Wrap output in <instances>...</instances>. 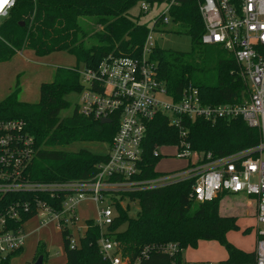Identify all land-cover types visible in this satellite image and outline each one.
Segmentation results:
<instances>
[{"label":"trees","instance_id":"trees-1","mask_svg":"<svg viewBox=\"0 0 264 264\" xmlns=\"http://www.w3.org/2000/svg\"><path fill=\"white\" fill-rule=\"evenodd\" d=\"M116 1L112 6L111 2ZM136 0H15L14 7L0 24V63L9 61L18 51H32L45 58L52 53L66 52L84 67L95 68L106 55L122 54L139 57L147 34L146 24L133 15ZM96 15L99 31L92 33L82 27L79 17ZM179 30L191 39L190 52H174L155 48L150 64L155 68L168 92L175 99L182 89L191 84L197 87L205 103H239L247 87L239 75L233 58L220 46H204L201 36L204 25L195 0H181V6L172 12ZM88 32L90 35H88ZM213 49V50H211ZM77 68L57 70L50 83H41L35 104L17 102L18 87L0 102V120L23 119L26 131L34 140L35 156L27 169L32 182L88 180L97 173V165L107 161L106 153L67 148L79 143L109 144L117 129L116 121L100 123L77 114L61 118L60 113L70 107L66 97L80 91ZM188 129L186 140L191 150L210 153L221 158L255 147L260 142L257 129L249 128L242 120L217 121L184 119ZM179 141L178 131L168 126L166 116L155 117L148 125L143 142V155L136 180H149L161 174L155 170L161 157H154L156 147L173 146ZM192 182H178L164 187L124 193L138 204L136 217L128 215L127 208L115 203L117 216L108 228L119 242L125 255H136L150 244L177 243L181 249L196 248L201 241H215L224 247L228 262L251 263L254 252L245 253L227 239L226 234L237 229L236 217L220 215L217 206L226 195L219 194L210 202L196 203L189 198ZM30 193L0 194V210L16 202L31 199ZM38 197L45 199V195ZM22 215L19 224L31 219ZM87 228L78 239L75 249L69 248L68 231L61 233L65 264H109L99 253V229L94 220L85 221ZM125 228L119 230L121 226ZM42 245L37 258L44 256ZM16 254V253H14ZM14 254L0 259V264H11ZM181 263V254L174 260L163 253L151 252L143 264Z\"/></svg>","mask_w":264,"mask_h":264},{"label":"built area","instance_id":"built-area-1","mask_svg":"<svg viewBox=\"0 0 264 264\" xmlns=\"http://www.w3.org/2000/svg\"><path fill=\"white\" fill-rule=\"evenodd\" d=\"M201 16L204 46H220L235 61L246 84V95L239 103H205L197 87L185 86L178 99L168 92L150 64L155 47V32L167 31L172 12L181 0H136L140 19L146 18L147 34L139 57L108 54L95 68L77 70L80 82L78 115L94 121H116L117 129L107 151V161L97 165L96 175L88 180L32 182L27 169L35 156L34 140L23 119L0 120V194L30 193L31 199L16 202L0 210V255L19 252L25 243L22 215L32 214L40 227L54 224L57 231H68L69 248L75 249L87 225H80L78 207L89 201L96 205L94 224L99 229L98 248L109 264H143L151 252L174 260L182 250L177 243L150 244L136 255H125L119 242L108 232L117 212L115 203L124 193L164 187L178 182H192L189 198L196 203L210 202L219 194H244L252 197L256 208L257 241L254 261L264 264V0H195ZM9 0L0 11V24L14 7ZM166 116L168 126L177 129L179 141L173 146L176 158L188 161L186 169L161 174L155 179L136 180L143 155V142L149 123ZM184 119L217 121L242 120L257 129V146L233 154L212 158L210 153L191 150L186 140ZM104 124V123H103ZM156 147L154 157H161ZM45 195V199L38 195ZM79 235V236H78ZM43 264H46L43 262ZM172 264H179L173 262ZM235 264L227 260L216 263Z\"/></svg>","mask_w":264,"mask_h":264},{"label":"rangeland","instance_id":"rangeland-1","mask_svg":"<svg viewBox=\"0 0 264 264\" xmlns=\"http://www.w3.org/2000/svg\"><path fill=\"white\" fill-rule=\"evenodd\" d=\"M32 1L37 2V0ZM116 4V1L111 2L112 6ZM131 13L133 15H138L137 7H133ZM83 15H85V17H79V21L83 28L87 31L92 29V33L100 30V27L96 25L95 22L94 16L96 15ZM2 21L3 20H1V22ZM140 21L146 22L147 19L142 18ZM179 29L180 28L171 26L167 31L155 32L153 35L155 47L174 52H190L191 39ZM88 35H90L89 32ZM71 68H77L79 71H82L84 65H82V63L77 64L75 58L66 52L52 53L45 58H39L36 57L32 51H18L9 61L0 63V102L18 87L17 102L22 104H35L39 98L40 84L52 82L57 70ZM66 100L70 103V107L60 113L61 118L72 115L78 102V95L76 93H71L66 97ZM79 149L92 150L94 153H106L108 151L106 145L98 143L74 144L68 147L67 151ZM158 152L161 155V160L157 163L155 170L160 174L179 172L186 169L188 166L187 160L176 158L178 154V149L176 147H159ZM117 199H120V197L115 200ZM250 199H252V197H248L244 194H226L220 199L217 206L218 214L236 217L237 229L229 231L226 234V239L235 248L245 253L254 252L257 241V224L255 220L256 208L255 205L254 207L247 205L248 202H251ZM119 201L123 208H127L130 217H136L139 209L136 202L129 201L127 198H122V200L120 199ZM78 214L81 218L80 225H83L85 220H95L97 216L96 205L89 201L83 202L78 207ZM32 221L40 226L38 218L34 217L30 222ZM124 228L125 225L121 226L119 230ZM45 230L48 234L45 242L47 246L45 247L47 252V255L45 254V263L62 264L65 254L63 253L61 234L56 230L54 224H51L48 228H45ZM36 237H38V234ZM39 243L42 245L43 241ZM26 244L27 243H25V246ZM27 247H30V243ZM1 258H4V255H0V259ZM227 258L228 254L224 247L215 241H201L196 248L189 247L183 249L181 252V259L185 262L216 263L224 261ZM14 260L15 264H31V260L25 261L28 259L21 255H16L13 261Z\"/></svg>","mask_w":264,"mask_h":264},{"label":"crops","instance_id":"crops-1","mask_svg":"<svg viewBox=\"0 0 264 264\" xmlns=\"http://www.w3.org/2000/svg\"><path fill=\"white\" fill-rule=\"evenodd\" d=\"M251 200V199H250ZM252 202V203H251ZM251 202H248L247 203V205H249V206H252V207H254V205H255V202L253 201V200H251ZM34 217H32L31 219H29V220H27L24 224H23V232L25 233V235H26V240H25V243H27L26 244V246H25V243H24V246H23V248L19 251V252H17L16 254H14V256L12 257L13 259H14V257L16 256V255H21V256H25L28 260H25V261H30L31 260V264H34L35 263V261H36V259H37V248L39 247V245H41V243H39V242H41V241H43V243H42V247H43V249H44V251L43 252H45V253H43L44 254V256L46 257V255H47V252H46V250H45V247H47L46 246V239H47V236H48V234H47V231L45 230V228H48V226H50V225H47V226H44V227H40V226H38V224H36L35 222L33 223V221L32 222H30L32 219H33ZM90 220V219H89ZM85 221H87V220H85ZM32 223V224H31ZM86 222H84V224H85ZM83 224V225H84ZM85 231V230H84ZM60 233V232H59ZM85 233V232H84ZM84 233H81L80 232V235H84ZM37 234H38V237H36L37 236ZM61 234V233H60ZM79 236V235H78ZM81 237V236H80ZM79 237V238H80ZM61 238H62V235H61ZM45 241H44V240ZM27 241V242H26ZM30 243V247L28 248L27 246H28V244ZM62 245H63V240H62ZM63 253H64V249H63ZM46 254V255H45ZM65 254V253H64ZM65 256V255H64ZM43 257V256H42ZM11 258V264H15V260L13 261V259ZM27 263V262H26ZM66 263V258L64 257V261H63V263L62 264H65Z\"/></svg>","mask_w":264,"mask_h":264},{"label":"water","instance_id":"water-1","mask_svg":"<svg viewBox=\"0 0 264 264\" xmlns=\"http://www.w3.org/2000/svg\"><path fill=\"white\" fill-rule=\"evenodd\" d=\"M108 122H109L108 120H102V121H101L102 124H103V123H108ZM34 264H43V257H42V256H39V257L36 259V261H35Z\"/></svg>","mask_w":264,"mask_h":264},{"label":"snow or ice","instance_id":"snow-or-ice-1","mask_svg":"<svg viewBox=\"0 0 264 264\" xmlns=\"http://www.w3.org/2000/svg\"><path fill=\"white\" fill-rule=\"evenodd\" d=\"M9 2V0H0V11L3 10L4 5H6Z\"/></svg>","mask_w":264,"mask_h":264}]
</instances>
